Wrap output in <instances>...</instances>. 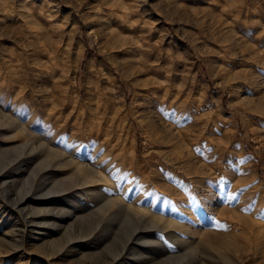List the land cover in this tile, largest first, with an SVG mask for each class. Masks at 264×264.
<instances>
[{"label":"rangeland","instance_id":"1","mask_svg":"<svg viewBox=\"0 0 264 264\" xmlns=\"http://www.w3.org/2000/svg\"><path fill=\"white\" fill-rule=\"evenodd\" d=\"M263 71L264 0H0V264H264Z\"/></svg>","mask_w":264,"mask_h":264},{"label":"bare ground","instance_id":"2","mask_svg":"<svg viewBox=\"0 0 264 264\" xmlns=\"http://www.w3.org/2000/svg\"><path fill=\"white\" fill-rule=\"evenodd\" d=\"M118 27V26H117ZM119 28V27H118ZM117 30V29H116ZM119 33V32H118ZM236 66H238V63L235 61V62H233ZM233 64V65H234ZM240 64H242V63H240ZM232 65V64H231ZM240 66H242V65H240ZM245 66V65H244ZM240 69H242V68H240ZM246 72L248 73V71L246 70ZM264 72V71H263ZM250 75V74H249ZM2 91V90H1ZM1 91H0V96L2 95L1 94ZM10 116V115H9ZM50 117V116H49ZM0 124H3V125H6L7 127H10V129L11 128H13V127H15V129L17 130L14 134V138L15 137H18V136H21V135H24V136H26V137H28L27 135H29V136H31L29 133H28V131H27V129H26V125H20L19 123H17L13 118H11V117H8V115H3L2 113H1V111H0ZM66 129H67V127H66ZM64 130V129H63ZM66 131V130H65ZM12 132V131H11ZM64 132V131H63ZM12 135V134H11ZM53 135V134H52ZM55 137V136H54ZM11 138H13V137H11ZM9 139V138H8ZM56 138H53V139H51V140H55ZM40 142V141H39ZM89 142H91V141H89ZM47 143V142H46ZM89 144V143H88ZM14 145H16V144H14ZM37 145H38V143H37ZM40 145V144H39ZM39 145H38V148H36V150L38 151V149H41V146H45L44 144H43V142H41V146L39 147ZM20 150L22 149H25V148H27L28 146H31V148L33 147L32 146V142L31 141H29V140H26V141H24V142H22L21 144H19V145H16ZM46 147V146H45ZM95 147H97V146H95ZM34 149V148H33ZM33 149H32V151H33ZM43 149V148H42ZM12 150V149H11ZM15 150H18V149H16L15 148ZM97 150H100L99 148L97 149ZM45 151H46V153H45ZM45 151H44V153L45 154H47L46 155V161L45 162H48V164H49V162L51 163V165H53L54 164V162H60L63 166H69L70 164H72L73 163V161L74 160H72V159H70V160H63V154L61 153V152H59V151H55L54 149L52 150V149H50V148H45ZM101 152H102V158L104 159H107L108 157H109V153H108V151L106 150V149H103L102 148V150H100ZM23 152V151H22ZM93 152H96V149L94 148L93 149ZM98 152V151H97ZM33 153V152H32ZM93 154V153H92ZM96 154H98V153H96ZM95 155V154H94ZM23 156V155H22ZM17 157V156H16ZM19 158V157H18ZM184 159H185V157H184ZM13 160V159H12ZM16 160V159H15ZM44 161V160H43ZM10 162V161H9ZM179 162V161H178ZM10 164V163H9ZM12 164V163H11ZM48 166V165H47ZM46 166V167H47ZM83 166V165H82ZM49 167V166H48ZM51 167V166H50ZM84 168H86L88 171H89V174L88 175H86V177L85 176H83V177H85L84 179H82V180H84V181H86L85 182V185H86V183L88 184H90V183H92V182H94L93 180H92V178H93V176H95V174L97 173V171H96V169H93V168H91V167H89L88 165H84L83 166ZM6 168V167H5ZM4 168V169H5ZM65 168V167H64ZM81 168V167H80ZM83 168V169H84ZM62 169V168H61ZM76 169H78V167L76 168ZM6 170V169H5ZM77 171V170H76ZM83 171V170H82ZM86 171V170H85ZM2 173V172H1ZM81 172H79V174H80ZM85 173H87V172H85ZM77 174V173H76ZM81 175V174H80ZM82 176V175H81ZM71 178V177H70ZM68 179V180H70L71 181V179ZM79 178H82V177H79ZM66 181H68L67 179H65ZM81 180V181H82ZM74 181V180H73ZM63 183V182H62ZM67 183V182H66ZM81 183V182H80ZM56 184V183H55ZM68 184H69V182H68ZM32 187V186H31ZM65 191H67V190H65ZM65 191H62V192H65ZM61 193V192H60ZM51 194V193H50ZM49 194V195H50ZM55 194V193H54ZM57 194V193H56ZM25 195V194H24ZM42 195V194H41ZM41 195H39V196H41ZM47 195V194H46ZM62 195H63V193H62ZM45 196V195H44ZM52 196V195H51ZM57 196V195H56ZM23 197V196H22ZM25 197V196H24ZM47 198V197H46ZM17 202H16V204H15V207H17L20 211H22L24 208H25V205H26V203L28 202V200L27 199H25V198H21L19 201H18V199L16 200ZM110 201V200H109ZM15 202V201H14ZM42 202V201H41ZM48 204V203H47ZM46 204V205H47ZM54 204V203H53ZM108 204V203H107ZM14 207V208H15ZM18 209H16V210H18ZM26 209V208H25ZM28 209V208H27ZM29 210V209H28ZM49 210V209H48ZM50 210H52V209H50ZM106 210V208L103 210V211H105ZM102 211V212H103ZM256 211V210H255ZM47 213H48V211H46ZM107 212V211H106ZM20 213V212H19ZM35 213V212H34ZM64 213H66V212H64ZM29 214H31V211H28L27 212V215L29 216ZM60 214V213H59ZM98 215H96V216H100L99 217V220L101 219V218H103L104 216H105V213H102V214H100V213H97ZM32 215V214H31ZM93 216L92 214H89V217H91V216ZM261 215V214H260ZM28 216L26 217L27 219H28ZM94 217V216H93ZM85 217H83V219H84ZM74 219V218H73ZM73 219L71 220V222L70 223H72V221H73ZM80 219V218H79ZM82 219V218H81ZM83 219H82V221H83ZM59 220L61 221V226H62V224H64L65 222H64V219L62 218H59ZM93 220V219H92ZM91 220V221H92ZM94 220H96V219H94ZM30 221V220H29ZM28 221V222H29ZM75 221V223H76V221H77V219H75L74 220ZM74 221H73V223H74ZM85 221H86V219H85ZM91 221H90V223H91ZM178 221L177 220H169V224L170 225H176V226H178V227H180V225H178V223H177ZM87 223V222H86ZM94 223V222H93ZM56 224V223H55ZM82 225L84 224V223H81ZM88 224V223H87ZM58 225H60V224H58ZM74 224H72V226H71V228L69 227V225H67V226H65V232L67 231H70L71 232V235H68V237H69V244H71L72 242H74V241H79V240H82V239H86V237L88 236L87 234H86V232H85V230L82 228L81 230H80V232L78 233H76V230L75 229H72L74 226H73ZM76 225H78V224H76ZM86 225L84 224V227H85ZM22 227H25L24 225L22 226ZM55 227V226H54ZM89 227V226H88ZM55 228H57V227H55ZM60 228V227H59ZM133 228V227H132ZM86 229H88L87 227H86ZM137 230H136V228H134L133 229V233L132 234H134L135 232H136ZM215 233V232H214ZM46 238V237H45ZM13 240H15V239H13ZM22 240V239H21ZM34 240H35V242H37V247L38 248H43V247H46L47 245H49L50 244V246H51V244H53V246L54 247H64V244H62L61 243V240L60 239H53V240H51L50 241V243H48L47 244V240L46 241H43V240H41V239H39V238H34ZM64 240V239H63ZM62 240V241H63ZM67 240V239H66ZM200 240V239H199ZM20 240H15V241H13V242H15V244H17V246L14 244V249L16 250V249H19V247H22V244L19 242ZM213 241V240H212ZM6 243L7 245H11L12 243L9 241V240H6V238L3 240V243ZM39 243V244H38ZM203 244V243H202ZM77 245V244H76ZM229 245V244H228ZM197 246V245H196ZM200 246V245H199ZM230 246V245H229ZM8 247V246H7ZM56 247V248H57ZM60 248V249H58V250H55V249H53V250H51V255L52 256H54V255H58L62 250H63V248ZM53 248V247H52ZM199 248V247H198ZM214 248V247H213ZM212 248V249H213ZM230 249V248H229ZM13 250V249H12ZM14 250V251H15ZM219 250V249H218ZM217 251V250H216ZM227 251V250H226ZM194 252V251H193ZM198 252V251H197ZM217 252H219V251H217ZM62 253V252H61ZM212 253V252H211ZM220 253V252H219ZM194 254V253H193ZM229 254V253H228ZM211 254H209L208 256H210ZM215 255H217L216 253H215ZM218 256V255H217ZM212 257V256H211ZM213 258H216L215 256L213 257ZM219 259V258H218ZM82 260L83 259H80V258H76L75 259V261H76V264H81L82 263ZM230 261H228V264H239V260H238V258H231V259H229Z\"/></svg>","mask_w":264,"mask_h":264},{"label":"snow or ice","instance_id":"3","mask_svg":"<svg viewBox=\"0 0 264 264\" xmlns=\"http://www.w3.org/2000/svg\"><path fill=\"white\" fill-rule=\"evenodd\" d=\"M222 195H223V194H222ZM228 199L230 200V199H231V197L229 196V197H228ZM194 206H195V205H194Z\"/></svg>","mask_w":264,"mask_h":264}]
</instances>
